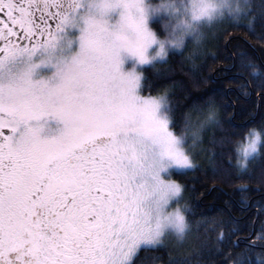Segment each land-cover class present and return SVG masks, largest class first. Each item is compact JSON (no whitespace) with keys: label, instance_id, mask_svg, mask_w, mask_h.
Instances as JSON below:
<instances>
[{"label":"snow or ice","instance_id":"1","mask_svg":"<svg viewBox=\"0 0 264 264\" xmlns=\"http://www.w3.org/2000/svg\"><path fill=\"white\" fill-rule=\"evenodd\" d=\"M251 9L249 0H0V264H137L141 251L184 242L185 186L167 177L197 167L201 132L219 121L209 101L177 135L167 98L142 94L150 85L139 66L170 54L150 17L195 32ZM247 239L232 264H264V226ZM215 249L205 238L192 254L169 251V264H206Z\"/></svg>","mask_w":264,"mask_h":264},{"label":"trees","instance_id":"2","mask_svg":"<svg viewBox=\"0 0 264 264\" xmlns=\"http://www.w3.org/2000/svg\"><path fill=\"white\" fill-rule=\"evenodd\" d=\"M249 3L247 16L207 27L199 44L189 41L183 50L170 52L167 63L144 70L150 85L144 93L168 98L176 133L183 132L186 116L196 118L197 108L206 112L209 101L219 123L202 130L204 143L193 150L197 167L172 175L185 186L187 238L174 247L141 251L137 264H169V251L192 254L205 238L216 244L204 257L206 264H232L230 255L241 253L247 238L254 239L264 226V145L247 173L235 163V147L246 132L264 129V89L253 75L254 67L264 75V19L261 0Z\"/></svg>","mask_w":264,"mask_h":264},{"label":"clouds","instance_id":"3","mask_svg":"<svg viewBox=\"0 0 264 264\" xmlns=\"http://www.w3.org/2000/svg\"><path fill=\"white\" fill-rule=\"evenodd\" d=\"M176 2L179 4L180 0H176ZM230 2L235 3L236 0H230ZM145 3L155 8L162 3V0H145ZM176 23L175 18L167 17L161 12L159 15L150 17L149 27L156 34L158 41L164 43L169 52L183 50L189 41L193 44H199L203 38L204 28L197 26L195 32H183L176 28ZM166 24L167 27H165ZM157 47L159 44L154 45L153 49ZM177 135L183 136L184 133L181 132ZM253 142H255L254 146ZM262 145H264V129L251 127L243 140L238 142L235 147V163L239 170L248 166L251 158L260 152ZM181 208L183 209V206Z\"/></svg>","mask_w":264,"mask_h":264},{"label":"rangeland","instance_id":"4","mask_svg":"<svg viewBox=\"0 0 264 264\" xmlns=\"http://www.w3.org/2000/svg\"><path fill=\"white\" fill-rule=\"evenodd\" d=\"M207 27H210V26H206V27H204V30H203V34H204V32L207 30ZM173 51H175V50H173ZM172 52V51H171ZM126 66H127V62H126ZM148 65H144V66H139V70L142 72V73H144V70H145V68L147 67ZM143 95H149V94H145L144 92L142 93ZM151 95V94H150ZM152 96H164V95H152ZM167 101H168V103H169V105H170V102H169V100H168V98H167ZM173 131H175L174 129H173ZM178 134V133H177ZM194 162L196 163V160L194 159ZM175 173V172H174ZM173 175V174H172ZM168 179H173L174 180V178L172 177V176H170V177H167ZM186 205V203H185V199H184V191L182 192V194H181V197L179 198V202H178V206H180V207H182L183 206V208H184V206ZM177 205H173V207H176ZM169 210H171V209H169Z\"/></svg>","mask_w":264,"mask_h":264}]
</instances>
